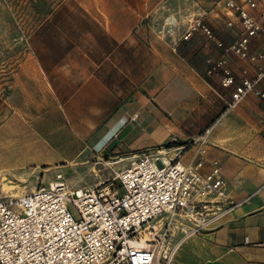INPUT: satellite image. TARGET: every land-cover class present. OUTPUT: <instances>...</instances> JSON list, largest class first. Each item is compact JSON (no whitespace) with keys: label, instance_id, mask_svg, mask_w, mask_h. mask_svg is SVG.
Wrapping results in <instances>:
<instances>
[{"label":"crops","instance_id":"crops-1","mask_svg":"<svg viewBox=\"0 0 264 264\" xmlns=\"http://www.w3.org/2000/svg\"><path fill=\"white\" fill-rule=\"evenodd\" d=\"M178 1L60 3L39 29L33 51L31 122L36 135L51 140L47 149L69 144L75 156L93 155L95 143L88 149L70 139L116 140L140 154L183 148L181 162L202 159L203 173L216 160L225 196L234 205L200 235L181 240L174 232L170 244L178 246L171 264H264V98L251 93L229 108L231 88L206 75V60L221 55L216 40L230 44L238 36L237 20L221 6L224 0L198 7L215 39L196 31L186 41L187 19L181 9H171ZM159 6L169 10L161 18L163 32L151 14ZM263 10L264 0H258L254 13ZM229 20L233 28L226 26ZM249 51L262 54L264 36L252 39ZM228 63L234 85L264 72V58L252 62L229 55ZM28 89L20 80L9 99L18 96L19 107L27 109ZM256 89L264 93V73Z\"/></svg>","mask_w":264,"mask_h":264},{"label":"built area","instance_id":"built-area-1","mask_svg":"<svg viewBox=\"0 0 264 264\" xmlns=\"http://www.w3.org/2000/svg\"><path fill=\"white\" fill-rule=\"evenodd\" d=\"M224 7L237 20L238 36L230 44L216 40L221 55L207 59L205 71L218 76L222 88H231L228 107L233 108L251 93L264 98L256 89L264 72L234 85L228 63L229 55L252 62L264 58V52L249 51L250 41L264 36V10L254 13L258 0H224ZM196 31L215 39L212 28L197 18L182 40ZM184 150L138 154L111 182L93 189H71L57 175L55 182L25 195L0 198V264H171L178 246L170 244L174 232L181 240L200 235L234 205L225 196L219 163L211 161L203 173L202 159L181 162Z\"/></svg>","mask_w":264,"mask_h":264},{"label":"rangeland","instance_id":"rangeland-1","mask_svg":"<svg viewBox=\"0 0 264 264\" xmlns=\"http://www.w3.org/2000/svg\"><path fill=\"white\" fill-rule=\"evenodd\" d=\"M64 1L0 0L1 199L25 195L36 187L55 182L57 175L71 189H93L102 182H111L117 173L128 167L135 156L140 154L126 151L124 145L116 140L70 139L71 145L87 144L88 149V144L95 143L91 151L93 155L86 151L85 154L75 156L76 149H72L69 144L47 149L46 143L51 140L42 139L35 133L37 125L31 122L36 111L33 89L37 67L33 51L39 29L54 9ZM182 1L172 3L171 9L185 10L186 14L181 11V15L183 19H187L188 24L200 18L198 7H205L211 1L222 3V0H185L187 4L183 7ZM221 6H224V3ZM165 8L159 6L151 12L156 16L154 23L160 32L164 30L161 18L169 13L168 8ZM20 80L22 83L27 82L29 88L28 101L25 104L27 109L19 107L18 96L17 99H9L10 90L14 89ZM62 133L58 135L61 136ZM107 185L109 183L104 187ZM70 212L76 217L73 209L70 208Z\"/></svg>","mask_w":264,"mask_h":264},{"label":"bare ground","instance_id":"bare-ground-1","mask_svg":"<svg viewBox=\"0 0 264 264\" xmlns=\"http://www.w3.org/2000/svg\"><path fill=\"white\" fill-rule=\"evenodd\" d=\"M165 153V150H161V151H157V152H155V154H157L158 156H161V155H163ZM136 157V156H135ZM157 228H158V226H157Z\"/></svg>","mask_w":264,"mask_h":264},{"label":"trees","instance_id":"trees-1","mask_svg":"<svg viewBox=\"0 0 264 264\" xmlns=\"http://www.w3.org/2000/svg\"><path fill=\"white\" fill-rule=\"evenodd\" d=\"M166 146H168V147H169V146H171V145L167 144Z\"/></svg>","mask_w":264,"mask_h":264}]
</instances>
